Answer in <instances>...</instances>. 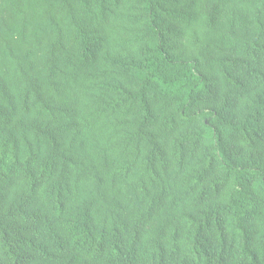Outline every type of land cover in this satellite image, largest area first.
Segmentation results:
<instances>
[{
  "label": "trees",
  "instance_id": "obj_1",
  "mask_svg": "<svg viewBox=\"0 0 264 264\" xmlns=\"http://www.w3.org/2000/svg\"><path fill=\"white\" fill-rule=\"evenodd\" d=\"M0 264H264V0H0Z\"/></svg>",
  "mask_w": 264,
  "mask_h": 264
}]
</instances>
